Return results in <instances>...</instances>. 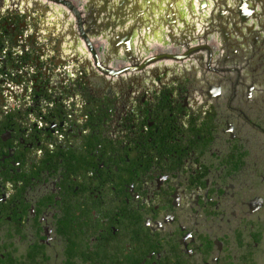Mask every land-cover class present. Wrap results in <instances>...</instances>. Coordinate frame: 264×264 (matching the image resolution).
I'll return each mask as SVG.
<instances>
[{
    "label": "flooded vegetation",
    "instance_id": "obj_1",
    "mask_svg": "<svg viewBox=\"0 0 264 264\" xmlns=\"http://www.w3.org/2000/svg\"><path fill=\"white\" fill-rule=\"evenodd\" d=\"M0 264H264V0H0Z\"/></svg>",
    "mask_w": 264,
    "mask_h": 264
}]
</instances>
